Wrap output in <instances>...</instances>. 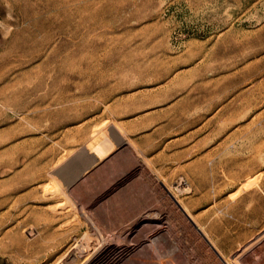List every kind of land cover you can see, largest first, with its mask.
Returning <instances> with one entry per match:
<instances>
[{
  "label": "rangeland",
  "instance_id": "1",
  "mask_svg": "<svg viewBox=\"0 0 264 264\" xmlns=\"http://www.w3.org/2000/svg\"><path fill=\"white\" fill-rule=\"evenodd\" d=\"M0 215V264H264V0H0Z\"/></svg>",
  "mask_w": 264,
  "mask_h": 264
},
{
  "label": "bare ground",
  "instance_id": "2",
  "mask_svg": "<svg viewBox=\"0 0 264 264\" xmlns=\"http://www.w3.org/2000/svg\"><path fill=\"white\" fill-rule=\"evenodd\" d=\"M161 87V86H160ZM169 88V87H168ZM145 91H146V89H145ZM137 92V91H136ZM231 92V91H230ZM165 93V92H164ZM167 93V92H166ZM137 95V94H136ZM150 95V94H149ZM135 96V95H134ZM147 97V96H146ZM192 97V96H191ZM152 98H153V96H152ZM160 99V98H159ZM192 99V98H191ZM155 100V99H154ZM219 100V99H218ZM110 101V100H109ZM114 102V101H113ZM245 102V101H244ZM122 103V102H121ZM131 103H133V102H131ZM160 103V102H159ZM178 105V104H177ZM124 106V105H123ZM117 107V106H116ZM137 107H139V106H137ZM178 107V106H177ZM112 108V107H111ZM125 108V107H124ZM127 108V107H126ZM130 108V107H129ZM110 109V108H109ZM119 109V108H118ZM162 109V108H161ZM205 109V108H204ZM234 109V108H233ZM123 110H125V109H123ZM122 110V111H123ZM126 111V110H125ZM166 111V110H165ZM202 111V110H201ZM235 111V110H234ZM164 112V111H163ZM233 112V111H232ZM111 113H113V112H111ZM101 114V113H100ZM124 114V113H123ZM165 114H167V113H165ZM169 114V113H168ZM183 114V113H182ZM199 114V113H198ZM175 115V114H174ZM149 116V115H148ZM155 116H157L156 114H155ZM233 116V115H232ZM242 116V115H241ZM147 117V116H146ZM152 117V116H151ZM100 118V117H99ZM212 119V118H211ZM129 121V120H128ZM152 121V120H151ZM85 122V121H84ZM140 122V121H139ZM164 122V121H163ZM255 122V121H254ZM216 123V122H215ZM129 124V123H128ZM154 124V123H153ZM158 124V123H157ZM195 124V123H194ZM250 124V123H249ZM84 125V124H83ZM147 125V124H146ZM159 126V125H158ZM220 126V125H219ZM253 126V125H252ZM141 127V126H140ZM74 129H75V127H73ZM107 128V127H106ZM122 128V127H121ZM211 128V127H210ZM242 128V127H241ZM83 129V128H82ZM86 129V128H85ZM226 129V128H225ZM238 129V128H237ZM106 130V129H105ZM132 130V129H131ZM236 130V129H235ZM251 130V129H250ZM81 131H83V130H81ZM89 131V130H88ZM121 131V130H120ZM136 131V130H135ZM227 131V130H226ZM249 131V130H248ZM248 131H247V133H248ZM254 131V130H253ZM79 132V131H78ZM77 132V133H78ZM104 132V131H103ZM129 132V131H128ZM225 132V131H224ZM80 133V132H79ZM169 133V132H168ZM133 134V133H132ZM104 135V134H103ZM163 135V134H162ZM212 135V134H211ZM87 136V135H86ZM106 136V135H105ZM116 136V135H115ZM114 136V137H115ZM244 136V135H243ZM246 136H248V135H246ZM95 137V136H94ZM153 137V136H152ZM187 138V137H186ZM113 139V138H112ZM192 139V138H191ZM190 139V140H191ZM229 139V138H228ZM241 139V138H240ZM103 140H107L108 141V139L106 138V139H103ZM101 138H98L97 139V141L93 144V149H92V151H94L95 153H97L98 155H100L101 157H104V156H106V154L109 152V149H107L108 148V146L110 147V146H112L111 144H108V146L106 145V141H103ZM67 141V140H66ZM70 142V141H69ZM109 142V141H108ZM56 143V142H55ZM109 143H111V142H109ZM117 143V142H116ZM122 143V142H121ZM204 143H205V141H204ZM262 143V142H261ZM51 145V144H50ZM15 146V145H14ZM54 146V145H53ZM147 146V145H146ZM220 146V145H219ZM149 147V146H148ZM161 147V146H160ZM170 147V146H169ZM48 148V147H47ZM54 148V147H53ZM152 148V147H151ZM199 148V147H198ZM85 149V148H84ZM217 149V148H216ZM47 150V149H46ZM45 150V151H46ZM73 150V149H72ZM167 150V149H166ZM191 150V149H190ZM213 150V149H212ZM87 151V150H86ZM220 151V150H219ZM115 152V151H114ZM45 153V152H44ZM159 153V152H158ZM187 153V152H186ZM57 154V153H56ZM64 154V153H63ZM162 154V153H161ZM2 155V154H1ZM6 155H7V153H6ZM86 155V154H85ZM84 155V156H85ZM158 155V154H157ZM74 156V155H73ZM164 156V155H163ZM182 156H183V154H182ZM195 156V155H194ZM234 156V155H233ZM236 156V155H235ZM2 157V156H1ZM75 157V158H74ZM73 158H72V160H71V158H70V161L68 162V163H66V164H64V166H62V168H61V173L64 175V179H66V180H69V183H71V182H73V181H71L70 182V180H72L74 177L77 179V175L78 174H80V172L85 168V165H86V163H87V161H88V159H86V158H84L83 156L81 157V156H74ZM87 157V156H86ZM160 157V156H159ZM152 158V157H151ZM176 158V157H175ZM250 158V157H249ZM8 159V158H7ZM90 159H92V158H90ZM160 159V158H159ZM180 159V158H179ZM207 159V158H206ZM65 160V159H64ZM93 160V159H92ZM173 160V159H172ZM185 160V159H184ZM209 160V159H208ZM13 161H14V159H13ZM50 161H51V159H50ZM61 161V160H60ZM68 161V160H67ZM94 161V160H93ZM206 161V160H205ZM59 162V161H58ZM89 162V161H88ZM95 162V161H94ZM242 162V161H241ZM165 163V162H164ZM243 163V162H242ZM35 164V163H34ZM207 164V163H206ZM165 165V164H164ZM186 165V164H185ZM40 166V165H39ZM44 166V165H43ZM45 167V166H44ZM186 167V166H185ZM87 168V167H86ZM26 169V168H25ZM28 169V168H27ZM36 169V168H35ZM176 169V168H175ZM197 169V168H196ZM200 169V168H199ZM203 169V168H202ZM41 170H43L42 168H41ZM205 170V169H204ZM39 171V170H38ZM60 171H59V173H60ZM155 171V170H154ZM202 171V170H201ZM15 172V171H14ZM51 172V171H50ZM143 172H145V171H143ZM203 172V171H202ZM195 173V172H194ZM18 175V174H17ZM208 175V174H207ZM226 175V174H225ZM251 175V174H250ZM144 176V175H143ZM196 176V175H195ZM66 177V178H65ZM188 177V176H187ZM33 179V178H32ZM38 180V179H37ZM22 181V180H21ZM32 181V180H31ZM63 181V180H62ZM64 183V182H63ZM168 183V182H167ZM180 183V182H179ZM227 183V182H226ZM225 183V184H226ZM8 184V183H7ZM7 184H5V186L7 185ZM48 184V183H47ZM166 184V183H165ZM169 184V183H168ZM192 185V184H191ZM4 185H2V187H3ZM12 186V185H11ZM13 187V186H12ZM57 188V187H56ZM177 188V187H176ZM192 188V187H191ZM4 189V188H3ZM8 189V188H7ZM44 189H45V187H44ZM170 189H172V188H170ZM213 189V188H212ZM51 190V189H50ZM186 190V189H185ZM179 191V190H178ZM180 191H182V190H180ZM220 191V190H219ZM36 192V191H35ZM64 192V191H63ZM169 192V191H168ZM32 193V192H31ZM56 193H58V192H56ZM30 194V193H29ZM65 194V193H64ZM2 195V194H1ZM239 195V194H238ZM43 196V195H42ZM203 196V195H202ZM4 198V197H3ZM22 198V197H21ZM8 200H9V198H7ZM23 199V198H22ZM34 199V198H33ZM68 199V198H67ZM227 199V198H226ZM4 200H5V198H4ZM4 200H2L3 202H4ZM69 200V199H68ZM231 200V199H230ZM10 201V200H9ZM19 201V200H18ZM70 201V200H69ZM175 201V200H174ZM177 201V200H176ZM249 202V201H248ZM11 203V202H10ZM16 203V202H15ZM27 203V202H26ZM38 203V202H37ZM179 203V202H178ZM230 203V202H229ZM22 204V203H21ZM20 204V205H21ZM231 204V203H230ZM20 205H19V207H20ZM56 205V204H55ZM73 205V204H72ZM178 205V204H177ZM62 206V205H61ZM201 206V205H200ZM31 207V206H30ZM79 207V206H78ZM178 207V206H177ZM182 207V206H181ZM199 207V206H198ZM228 207V206H227ZM37 208V207H36ZM49 208V207H48ZM65 208V207H64ZM186 207H183V209H185ZM62 209V208H61ZM181 208H179V210H180ZM228 209V208H227ZM226 209V210H227ZM43 210V209H42ZM217 210V209H216ZM225 210V211H226ZM37 211V210H36ZM185 211V210H184ZM202 212V211H201ZM228 212V211H227ZM2 213V212H1ZM4 213V212H3ZM7 213V212H6ZM6 213H4V214H6ZM12 213V212H11ZM23 213V212H22ZM72 213V212H71ZM183 213V212H182ZM185 213V212H184ZM187 213H188V210H187ZM36 214H37V212H36ZM151 214H152V212H151ZM200 214V213H199ZM207 214V213H206ZM227 214H229V213H227ZM28 215V214H27ZM55 215V214H54ZM188 216H189V219H192V216L191 215H189V214H187ZM202 215V214H201ZM205 215V214H204ZM204 215H203V217H204ZM224 215V214H223ZM5 216V215H4ZM8 216H10V213L8 214ZM12 217H13V215H11ZM0 217H1V215H0ZM37 217H38V215H37ZM168 217V216H167ZM202 217V218H203ZM10 218V217H9ZM96 218V217H95ZM100 218V217H99ZM108 218V217H107ZM212 218V217H211ZM2 219V218H1ZM58 219V218H57ZM61 219V218H60ZM101 219H103V218H100L99 220H101ZM109 219V218H108ZM188 219V218H187ZM195 219H197V218H195ZM194 219V220H195ZM200 219V218H199ZM208 219V218H207ZM225 219V218H224ZM54 220V219H53ZM99 220H98V222L97 223H99ZM113 220V219H112ZM177 220V219H176ZM209 220V219H208ZM253 220V219H252ZM47 221H48V217H47ZM172 221V220H171ZM196 221V220H195ZM200 221V220H199ZM3 222V221H2ZM6 222V221H5ZM45 222V221H44ZM197 222V221H196ZM251 222H253V221H251ZM93 223H95V222H93ZM104 223V222H103ZM107 223V222H106ZM115 223V222H114ZM198 223V222H197ZM196 223V225L198 226V224ZM202 223V222H201ZM212 223V222H211ZM2 224V223H1ZM10 224V223H9ZM22 224V223H21ZM26 224V223H25ZM101 224V223H100ZM105 224V223H104ZM247 224V223H246ZM112 225V224H111ZM110 225V226H111ZM203 225V224H202ZM211 224H209V226H210ZM24 226V225H23ZM101 226V225H100ZM108 226V225H107ZM109 226V227H110ZM194 226V225H193ZM200 226V225H199ZM104 227V226H103ZM196 227V226H195ZM204 227V226H203ZM202 227V229H210L211 227H205V228H203ZM63 228V227H62ZM199 228V231L201 230V235L203 234V237H205V238H207L206 240L209 242V245H211V248H213L212 250H215V252H214V254L216 255V252H217V256L219 257V259L222 261V263L223 264H232L231 263V261L229 260V258L226 256V255H224V254H222V252L221 251H219V249H217V247H216V244H214V242H212V240L209 238V236H207V234L206 233H204V232H206V231H202V229L200 228V227H198ZM2 229V228H1ZM65 229V228H64ZM78 229V228H77ZM92 229V228H91ZM95 229V228H94ZM93 229V230H94ZM102 229H104V228H102L101 227V230ZM214 229V228H213ZM55 230V229H54ZM100 230V229H99ZM71 231V230H70ZM198 231V230H197ZM55 232V231H54ZM101 232V231H100ZM1 233V232H0ZM8 233V232H7ZM64 233V232H63ZM88 233V232H87ZM102 233V232H101ZM169 233V232H168ZM90 233H88V234H84L85 235V237H86V240H85V243H86V245L85 244H83V245H85L84 246V248H85V250H83V246L81 247L82 248V250L81 251H86V254H87V256H86V259H85V262L86 261H88L89 259H90V256H89V252H88V250L90 249V244L93 242V240H92V237L89 235ZM98 234V233H97ZM96 234V236H98ZM7 235V234H6ZM14 235V234H13ZM64 235V234H63ZM67 235V234H66ZM100 235V234H99ZM205 235V236H204ZM212 235V234H211ZM261 235V234H260ZM18 236V235H17ZM60 236V235H59ZM95 236V237H96ZM103 235H101V237L100 238H97L96 240H97V242H98V244H100L101 246H102V244L103 243H105V241H106V239L104 238V236L102 237ZM185 236V235H184ZM183 236V237H184ZM9 237V236H8ZM84 237V236H83ZM99 237V236H98ZM151 237V236H150ZM165 236H159V238L157 239V241L154 243V244H159L160 242H163V245L162 246H152L151 248H152V250L155 252V254L157 253V256H158V261H152L151 260V262H148V264H168V262H171L172 264H187V263H189V262H187L189 259V257L190 256H188L186 253V255L184 254V252L182 251V250H178L177 249V247L175 246V248H174V245H172L170 242H168L167 241V239H170V238H167L166 240H165V238H164ZM175 237V236H174ZM202 237V236H201ZM217 237V236H216ZM261 237V236H260ZM264 237V236H263ZM2 238V237H1ZM102 238H104V239H102ZM262 238V237H261ZM3 239V238H2ZM49 239V238H48ZM47 239V240H48ZM57 239V238H56ZM81 239H82V237H81ZM85 239V238H84ZM152 239V238H151ZM217 239V238H216ZM260 239V238H259ZM259 239H258V241H259ZM50 240V239H49ZM52 240V239H51ZM76 240V239H75ZM154 240H156V239H154ZM181 240V239H180ZM218 240V239H217ZM264 240V239H263ZM2 241V240H1ZM5 241V240H4ZM54 241V240H53ZM152 241H153V239H152ZM183 241H184V239H183ZM219 241V240H218ZM55 242V241H54ZM114 242V241H113ZM127 242V241H126ZM185 242V241H184ZM207 242V243H208ZM216 242V241H215ZM231 242V241H230ZM61 243V242H60ZM79 243V242H78ZM80 243H82V242H80ZM84 243V242H83ZM109 243V242H108ZM177 243V242H176ZM263 243V242H262ZM153 244V245H154ZM161 244V243H160ZM51 245V244H50ZM78 245V244H77ZM94 245V244H93ZM108 245V244H107ZM178 245V244H177ZM65 246V245H64ZM103 246H104V244H103ZM4 247V246H3ZM53 247V246H52ZM75 247V246H74ZM78 247V246H77ZM93 247V246H92ZM96 247V246H95ZM133 247V246H132ZM80 248V247H79ZM101 248V247H100ZM228 248V247H227ZM233 248V247H232ZM77 249V248H76ZM75 249V250H76ZM197 249H198V247H197ZM151 250V249H150ZM150 250H147L146 249V247L145 248H143V251H141V256L143 257V258H147V260H149V257H147L148 255V253H149V251ZM224 250V249H223ZM264 250V249H263ZM263 250H261V251H263ZM64 251V250H63ZM100 252H101V250H99ZM254 251H256V250H254ZM260 251V252H261ZM108 252V251H107ZM152 252V251H151ZM154 252H153V255L152 254H150L151 256H154L155 254H154ZM200 252V251H199ZM111 253V252H110ZM122 253H123V251H122ZM130 253V252H129ZM128 253V254H129ZM164 253H167L166 255H164ZM212 253V252H211ZM253 253V252H252ZM256 253V252H255ZM262 253H264V252H262ZM79 254H80V251H79ZM106 251L104 252V254L100 257V259L98 260V262L100 263L101 262V260H103L105 257H106ZM109 254V253H108ZM124 254V253H123ZM251 254V253H250ZM67 255V254H66ZM82 255V253L79 255V256H81ZM118 255V254H117ZM210 255V254H209ZM212 255V254H211ZM242 254H239L238 255V257H237V259L241 256ZM261 255V254H260ZM264 255V254H263ZM74 256V255H73ZM121 256H123V255H121ZM120 256V257H121ZM186 256H188L187 258H186ZM45 257V256H44ZM81 257H83V256H81ZM126 257H128V256H126ZM155 257V256H154ZM195 257H196V255H195ZM194 257V258H195ZM212 257V256H211ZM210 257V258H211ZM41 258V257H40ZM71 258V257H70ZM95 258V257H94ZM93 258V259H94ZM111 258V257H110ZM115 258V257H114ZM124 258V257H123ZM152 258V257H151ZM197 258H198V256H197ZM251 258V257H250ZM46 259V258H45ZM73 259V258H72ZM78 259V258H77ZM83 259V258H82ZM93 259H91L90 260V262H93ZM155 259V258H154ZM200 259V258H199ZM202 259V258H201ZM79 260V259H78ZM84 260V259H83ZM104 260H106V259H104ZM109 260V259H108ZM116 260H118V259H116ZM125 260V259H124ZM144 260V259H143ZM219 260V261H220ZM235 260V259H234ZM75 261H76V259H75ZM79 261H81V260H79ZM78 261V262H79ZM123 261V260H122ZM145 261H146V259H145ZM150 261V260H149ZM107 262V261H106ZM126 262V261H125ZM207 262V261H206ZM205 262V263H206ZM118 263V262H117ZM127 263V262H126ZM144 263V262H143ZM80 264H81V262H80ZM96 264V263H95ZM104 264H106V263H104ZM113 264V263H112ZM127 264H129V263H127ZM206 264H208V263H206ZM261 264V263H260Z\"/></svg>",
  "mask_w": 264,
  "mask_h": 264
}]
</instances>
